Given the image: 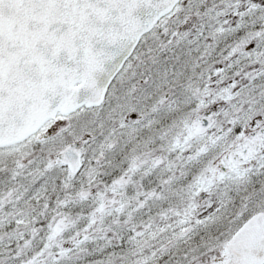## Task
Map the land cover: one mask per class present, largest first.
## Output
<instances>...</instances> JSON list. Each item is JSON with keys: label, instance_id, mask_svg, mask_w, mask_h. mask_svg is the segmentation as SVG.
<instances>
[{"label": "snow or ice", "instance_id": "6c2138e0", "mask_svg": "<svg viewBox=\"0 0 264 264\" xmlns=\"http://www.w3.org/2000/svg\"><path fill=\"white\" fill-rule=\"evenodd\" d=\"M0 264H264V0H0Z\"/></svg>", "mask_w": 264, "mask_h": 264}]
</instances>
